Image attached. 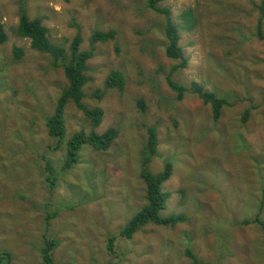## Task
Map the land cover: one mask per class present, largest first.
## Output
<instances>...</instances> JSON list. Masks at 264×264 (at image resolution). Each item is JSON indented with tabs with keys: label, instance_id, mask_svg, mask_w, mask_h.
Here are the masks:
<instances>
[{
	"label": "rangeland",
	"instance_id": "obj_1",
	"mask_svg": "<svg viewBox=\"0 0 264 264\" xmlns=\"http://www.w3.org/2000/svg\"><path fill=\"white\" fill-rule=\"evenodd\" d=\"M21 6L29 18L42 20L52 43L65 48L78 32L84 51L93 31L116 33L114 40L94 45L83 103L103 111L97 133L112 128L117 137L105 152L83 147L67 171L61 170L65 147L50 149L54 141L44 123L66 81L46 55L16 35ZM161 6L181 26L179 46L187 63L174 72L177 61L164 55V17L147 0H0L8 37L0 45V250L11 254L10 264H41L47 239L56 241L52 264H192L185 249L201 263L264 264V233L254 222L257 215L264 222L260 0H163ZM14 47L23 51L20 60L13 59ZM112 70L124 76L122 92L104 89ZM169 75L225 100L218 120L192 92L177 101L166 84ZM148 127L158 135L149 170L172 166L162 185L167 200L160 216L184 215L185 221L149 224L131 239L118 238L146 203L139 153ZM65 128V141L90 131L71 103ZM110 237H117L113 254L107 249Z\"/></svg>",
	"mask_w": 264,
	"mask_h": 264
},
{
	"label": "trees",
	"instance_id": "obj_2",
	"mask_svg": "<svg viewBox=\"0 0 264 264\" xmlns=\"http://www.w3.org/2000/svg\"><path fill=\"white\" fill-rule=\"evenodd\" d=\"M163 0H147V7L156 14L164 17L162 24V34L165 39L164 55L167 59L176 62L172 68V72L185 68L187 60L184 58L183 52L179 46V25H175L170 17V12L161 6ZM259 13L264 15V0H260ZM17 36L27 39L30 48L38 54L46 55L54 68H60L63 78L66 81L64 87L55 102L53 112L44 117V123L48 136L54 141L53 145L49 146L52 151H58L61 146L65 147V157L61 166L62 171L72 169L78 162V154L85 146L96 152H105L109 150L117 137V132L108 128L105 132L99 134L97 129L100 127L103 120V111L99 107L92 109L87 108L83 99L85 97L84 88L89 81L87 72V62L92 58L94 45L97 43L105 44L112 41L116 37V33L112 30L107 32L95 30L91 33L89 39V50H80L83 39L80 32L75 34L68 47L65 48L62 44H54L49 40L47 30L42 24L40 18H29L24 6L20 8V15L15 29ZM256 37L258 40H264V33L260 22L256 28ZM8 40L7 34L0 22V45ZM13 59L20 60L23 57V51L18 48H13ZM166 84L169 89L175 93V98L180 101L184 98L187 92L195 94L204 105H209L212 112V119L217 121L220 117L221 110L227 102L217 98L214 94L207 93L201 86L193 83L190 88H187L179 83L174 82L169 75L166 78ZM105 90L123 91L125 87V79L123 74L118 70H112L105 77L103 83ZM103 92V90H102ZM100 91L97 90L94 94L96 98H100ZM71 103L74 108L80 111L90 123V131H79L72 135L71 138L65 141V109ZM139 109H143L141 102L138 103ZM158 135L154 127L146 129V140L139 153V177L145 185V200L146 203L139 211L134 213L123 225L117 234L118 238L131 239L141 228L153 224L162 227H173L185 221L184 215H169L166 217L160 216V212L166 207L167 194L162 192V185L166 182L170 175L172 166L166 162L163 168L158 173H152L148 166L154 157H157ZM47 175V183L53 187L54 173L50 163L46 162L44 167ZM262 202H264V191H262ZM259 214V213H258ZM51 219L47 216L44 219V224ZM254 222L262 229L264 233V222L256 216ZM117 237L108 239L107 249L110 254L114 253V242ZM45 238V237H44ZM56 241L47 239L41 247L40 256L41 264H52V255ZM264 246V240H263ZM185 255L190 259L192 264H209L201 263L192 254L189 249H185ZM11 254L8 251L0 250V264H10Z\"/></svg>",
	"mask_w": 264,
	"mask_h": 264
}]
</instances>
